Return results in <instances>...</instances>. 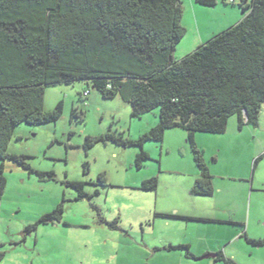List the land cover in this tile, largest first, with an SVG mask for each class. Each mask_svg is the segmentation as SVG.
<instances>
[{
  "label": "rangeland",
  "instance_id": "rangeland-1",
  "mask_svg": "<svg viewBox=\"0 0 264 264\" xmlns=\"http://www.w3.org/2000/svg\"><path fill=\"white\" fill-rule=\"evenodd\" d=\"M181 1L186 33L173 53L175 60L249 12L241 10L239 0L234 5L217 0L213 8ZM86 89L83 83L45 87V109L62 103L61 118L40 126L21 124L14 131L8 151L28 156L33 172L4 162L0 264L213 263L165 250L182 244H191L196 254L206 245L225 250L234 264H264V245L248 243L264 239V157L254 168V160L264 153V106L257 127L240 128L233 116L222 134H195L215 190L212 197H203L191 193L199 173L182 129L166 130L162 141L143 142L148 159L140 169L135 165L137 146L107 142L86 147L87 138L107 133L138 141L157 125L159 115L155 109L133 118L130 106L119 98L106 100L96 91L84 97ZM99 174L105 175V185L97 182ZM151 178L158 179L157 190L142 191L141 183ZM70 182L84 183L86 196L78 197ZM58 206L63 209L59 221L40 220ZM158 214L209 216L227 219L228 225Z\"/></svg>",
  "mask_w": 264,
  "mask_h": 264
},
{
  "label": "trees",
  "instance_id": "trees-1",
  "mask_svg": "<svg viewBox=\"0 0 264 264\" xmlns=\"http://www.w3.org/2000/svg\"><path fill=\"white\" fill-rule=\"evenodd\" d=\"M239 1L243 12L249 10L245 17L175 60L173 53L186 33L181 0H0V191L6 185L5 161L33 172L28 156L8 151L16 128L55 123L62 116V103L45 109V87L83 83L84 97L96 91L106 100L119 98L133 118L159 110L157 125L138 141L107 133L87 138L86 147L107 142L137 146L140 169L148 159L143 142L162 141L166 130L182 129L199 173L191 193L212 197L213 177L196 148L195 134H222L233 116L240 128L257 127L264 106V0ZM195 2L206 8L217 5V0ZM262 157L254 160V168ZM97 182L105 185V175L99 174ZM67 185L78 197L86 196L84 183ZM157 188V178L140 186L147 192ZM62 212L58 206L40 220L59 221ZM248 243L263 246L264 239ZM165 250L195 259L188 245ZM218 259L234 264L222 253Z\"/></svg>",
  "mask_w": 264,
  "mask_h": 264
},
{
  "label": "crops",
  "instance_id": "crops-1",
  "mask_svg": "<svg viewBox=\"0 0 264 264\" xmlns=\"http://www.w3.org/2000/svg\"><path fill=\"white\" fill-rule=\"evenodd\" d=\"M192 9H194V7ZM263 157H264V153H263ZM195 219H197V220L199 219V220H201L199 222H203V223L227 224L228 225V220L227 219H219V218L209 217V216L196 217ZM182 245H188L189 248H190V251H191V247H192L191 244H182ZM191 253L195 257V259H191V258H187V257L185 259L190 260V261L193 260L194 262H197L199 260H205L204 258L207 257V256H209V258H207V259L213 260V263L212 262H209L210 264L227 263V262H222L223 261L222 259H218V255L220 253H222V255H223V257L225 259H229L228 258V254L226 253L225 250L224 251L222 249L221 250H218V249L212 248V247H210L208 245H206L204 247V249L202 250V252H200L199 254L193 253L192 251H191ZM229 260H231V259H229Z\"/></svg>",
  "mask_w": 264,
  "mask_h": 264
},
{
  "label": "water",
  "instance_id": "water-1",
  "mask_svg": "<svg viewBox=\"0 0 264 264\" xmlns=\"http://www.w3.org/2000/svg\"><path fill=\"white\" fill-rule=\"evenodd\" d=\"M244 117L246 118V113H244ZM212 257V256H211ZM214 257V256H213ZM209 258V256L205 257L204 259Z\"/></svg>",
  "mask_w": 264,
  "mask_h": 264
}]
</instances>
